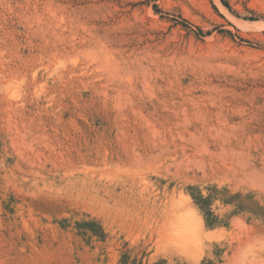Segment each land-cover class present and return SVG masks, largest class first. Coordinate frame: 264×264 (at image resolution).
I'll list each match as a JSON object with an SVG mask.
<instances>
[{
    "label": "rangeland",
    "instance_id": "1",
    "mask_svg": "<svg viewBox=\"0 0 264 264\" xmlns=\"http://www.w3.org/2000/svg\"><path fill=\"white\" fill-rule=\"evenodd\" d=\"M0 264H264V0H0Z\"/></svg>",
    "mask_w": 264,
    "mask_h": 264
},
{
    "label": "bare ground",
    "instance_id": "2",
    "mask_svg": "<svg viewBox=\"0 0 264 264\" xmlns=\"http://www.w3.org/2000/svg\"><path fill=\"white\" fill-rule=\"evenodd\" d=\"M181 217H183V216H181ZM181 217H178L175 220L178 219L177 221H180L179 219ZM179 225L180 226H176L175 228L173 227L174 230L172 229L173 239L178 240L181 243L187 242L188 238L191 237V235L193 233V223L191 221L190 222L187 221V222H183ZM179 242H177V243H179Z\"/></svg>",
    "mask_w": 264,
    "mask_h": 264
}]
</instances>
